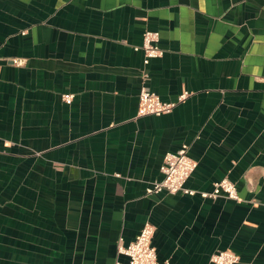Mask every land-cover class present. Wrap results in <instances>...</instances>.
Listing matches in <instances>:
<instances>
[{"label":"crops","instance_id":"0c3cea01","mask_svg":"<svg viewBox=\"0 0 264 264\" xmlns=\"http://www.w3.org/2000/svg\"><path fill=\"white\" fill-rule=\"evenodd\" d=\"M182 144L195 193L148 194ZM146 221L162 263L264 264V0H0V264H126Z\"/></svg>","mask_w":264,"mask_h":264},{"label":"built area","instance_id":"2783aa9c","mask_svg":"<svg viewBox=\"0 0 264 264\" xmlns=\"http://www.w3.org/2000/svg\"><path fill=\"white\" fill-rule=\"evenodd\" d=\"M159 32L146 29L142 33V42L135 49L143 52V63L147 65L152 58L160 57L163 54L162 48L158 44ZM10 62L13 65H21L24 60L12 57ZM187 92H182L177 101H165L154 92L149 90L146 85H142L138 92V115H161L170 112L178 101L187 96ZM74 95L66 92L62 94L65 103H71ZM197 161L189 155V147L182 144L175 152H166L160 164L162 177L155 180L151 186L146 188L148 194L166 191L169 193L194 194L193 189L185 186V182L194 171ZM200 195L206 198L226 197L240 199L238 197L235 184L223 177L213 183L210 191H201ZM155 231L154 225L146 221L134 239L127 246H119V252L128 257L126 264H165L157 259L155 247L152 244V237ZM210 262L215 264H235L239 261V255L231 250H220L212 253Z\"/></svg>","mask_w":264,"mask_h":264}]
</instances>
